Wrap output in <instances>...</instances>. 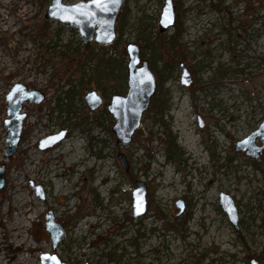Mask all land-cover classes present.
<instances>
[{
	"label": "rangeland",
	"instance_id": "1",
	"mask_svg": "<svg viewBox=\"0 0 264 264\" xmlns=\"http://www.w3.org/2000/svg\"><path fill=\"white\" fill-rule=\"evenodd\" d=\"M52 1L0 0V167L5 165L0 264H42L44 253H56L67 264H250L252 258L264 264V153L254 160L235 149L264 117V0L183 2V40L194 55L185 62L194 82L181 84L179 67L163 78L164 63L157 61L153 71L168 109L161 121L146 112L126 145L117 143L114 120L105 116L113 90L106 89L107 97L88 79L90 63L82 79L84 57L74 50L86 52V43L76 28L46 18ZM163 4L126 0L128 24L118 51L130 42L142 47V35H156ZM90 45L95 52L100 46ZM142 56L151 61L149 52ZM69 78L76 85L71 100ZM18 82L44 92L46 99L24 103L20 143L8 157L6 98ZM119 87L126 95L127 81ZM92 89L105 101L96 111L84 99ZM61 129L68 130L66 139L39 148V140ZM171 137L175 160L167 157ZM119 152L127 155L129 171ZM136 180L149 188V210L139 218L132 207ZM31 181L42 186L44 198ZM221 192L238 207V229L222 209ZM179 199L187 204L182 215L175 204ZM50 211L67 232L56 250L46 229ZM20 225L17 240L38 247L26 251V243L10 242Z\"/></svg>",
	"mask_w": 264,
	"mask_h": 264
},
{
	"label": "water",
	"instance_id": "2",
	"mask_svg": "<svg viewBox=\"0 0 264 264\" xmlns=\"http://www.w3.org/2000/svg\"><path fill=\"white\" fill-rule=\"evenodd\" d=\"M83 3L84 8L77 12L75 9L64 11L62 6L79 5ZM125 0H101V4L93 3V0H81L74 4H65L60 0H53L48 8L46 18L58 20L61 23L69 24L75 27L82 40L86 43L94 42L99 45H111L118 37V21L124 6ZM65 15H71L74 19L61 18ZM176 25V5L175 0H164L160 13L158 26L161 33L167 32ZM128 53L127 62V94H113L106 105L108 113L113 117L114 124L112 131L116 135V141L119 144H129L132 142L137 130L141 127L144 113L148 110L151 100L156 93L157 79L150 67L148 59H142L141 47L130 42L126 46ZM182 74L181 83L190 86L194 82L188 66L182 62L180 64ZM8 109L6 118L3 122L8 131V146L5 149V155L14 156L20 143L24 128V121L27 113L23 111V105L29 101L39 105L46 99L44 92L37 89H30L22 82L15 83L11 91L7 94ZM85 102L92 111L100 109L104 104V97L97 89H92L85 94ZM199 125L203 126V120L199 118ZM68 130L61 129L57 133L50 134L39 140V148L45 150L54 147L67 138ZM236 151L245 152L252 159H259L264 153V117L257 129L248 136L236 142ZM117 158L125 171L130 170V161L124 152H119ZM5 165L0 167V188L4 184ZM33 190L44 198L42 186L30 182ZM149 188L145 181L136 180L135 188L132 191L133 217L144 216L149 209L148 199ZM220 204L227 213L229 219L235 228H239L238 207L230 194L220 193ZM177 207L182 214L186 208V202L183 199L176 201ZM46 229L50 232L53 250H56L58 244L67 238L65 227L55 221L52 211L47 214ZM47 254V255H46ZM42 264H67L62 261L56 253H44L42 255ZM88 264V263H85ZM250 264H261L257 259L252 258Z\"/></svg>",
	"mask_w": 264,
	"mask_h": 264
},
{
	"label": "trees",
	"instance_id": "3",
	"mask_svg": "<svg viewBox=\"0 0 264 264\" xmlns=\"http://www.w3.org/2000/svg\"><path fill=\"white\" fill-rule=\"evenodd\" d=\"M185 0H178L176 3V10H177V22L176 26L173 29V33L166 38L158 29L156 35L153 37L151 34L142 35V52H149L151 56L150 65L151 68L154 70L156 68L157 61H163V78L169 77L173 74V72L177 69V65L180 61H186L191 63L194 55L190 52L189 48L187 47L186 43L183 40V35L185 32L184 22L182 20L183 14L185 10H182V5ZM128 7L126 5L123 6L121 14L119 16L118 21V37L109 46V54L108 50L106 49L107 46L100 45L98 46V51H94L93 46L90 43H86L85 50L86 52L74 50L78 57H84V61L80 63V70L82 79L85 78L86 72L85 67L87 63L91 64L93 69V73L88 79L93 80L95 85L98 88L105 90V96H109L106 92V89L113 90L114 93H122L120 84L127 81V57H126V48L120 49L118 51V47L123 43V32L124 28L128 24ZM69 47V46H68ZM165 76V77H164ZM162 78V80H163ZM164 81V80H163ZM66 85H69L71 88L66 92L67 98L71 100L72 94L71 91L75 88V83L72 78L66 80ZM161 88V86H159ZM161 89L157 92L151 100L150 107L148 109L149 114H153L157 121H161V117L168 109L167 100L164 97V93L160 94ZM71 103V102H70ZM67 104L68 109H71V104ZM105 116L113 120L112 116L105 111ZM153 134L150 132V135L147 137L148 142L153 140ZM176 139L171 137L168 140V159L175 160L177 157L176 152ZM256 164V161H252ZM97 241L92 242V245H96ZM110 257L113 255L110 253L108 254Z\"/></svg>",
	"mask_w": 264,
	"mask_h": 264
},
{
	"label": "flooded vegetation",
	"instance_id": "4",
	"mask_svg": "<svg viewBox=\"0 0 264 264\" xmlns=\"http://www.w3.org/2000/svg\"><path fill=\"white\" fill-rule=\"evenodd\" d=\"M143 53V52H142ZM182 62H184L187 66H188V64L185 62V61H180L179 62V64L177 65V68L179 67V69H180V82H181V74H182V70H181V67H180V64L182 63ZM149 63H150V61H149ZM150 67H151V65H150ZM188 68H189V66H188ZM190 69V68H189ZM153 70V69H152ZM191 71V70H190ZM191 74H192V72H191ZM192 76H193V74H192ZM193 78H194V76H193ZM157 79V78H156ZM163 81V80H162ZM182 84V83H181ZM193 84V83H192ZM191 84V85H192ZM159 86H161V85H158L157 84V89H156V93L157 92H159L160 91V87ZM155 93V94H156ZM203 126H204V121H203ZM202 126V127H203ZM241 152V151H240ZM176 204V203H175ZM177 206V205H176ZM186 207H187V204H186ZM180 210V209H179ZM185 210H186V208H185ZM185 212V211H184ZM184 212L182 213V214H184ZM182 214H179V212H178V215H182ZM14 215V214H13ZM12 229H10V231H11ZM22 230H23V226L22 225H20L19 227H15V229L13 230L14 232L12 233V235L9 237L10 238V242L11 243H13V244H15L16 246H18V245H21V244H23V243H26L27 244V247H26V251H29V249L30 248H36V247H38V245H36L35 246V244L33 243V241L31 240V241H27V240H22V239H20V240H17L18 239V237H21V235H20V233L22 232ZM24 232H26V231H24ZM15 235H16V238H15Z\"/></svg>",
	"mask_w": 264,
	"mask_h": 264
},
{
	"label": "snow or ice",
	"instance_id": "5",
	"mask_svg": "<svg viewBox=\"0 0 264 264\" xmlns=\"http://www.w3.org/2000/svg\"><path fill=\"white\" fill-rule=\"evenodd\" d=\"M114 2H118V0H114ZM60 3V0H57V5H59ZM93 3H97V4H101V0H93ZM64 11H67L68 9H75L77 12L81 11L83 8H84V4L81 3L79 5H72V6H62ZM61 18H64V19H74L73 16L71 15H65V16H62ZM47 255V254H46Z\"/></svg>",
	"mask_w": 264,
	"mask_h": 264
},
{
	"label": "bare ground",
	"instance_id": "6",
	"mask_svg": "<svg viewBox=\"0 0 264 264\" xmlns=\"http://www.w3.org/2000/svg\"><path fill=\"white\" fill-rule=\"evenodd\" d=\"M18 222V221H17ZM18 224V223H17ZM20 224V223H19Z\"/></svg>",
	"mask_w": 264,
	"mask_h": 264
}]
</instances>
